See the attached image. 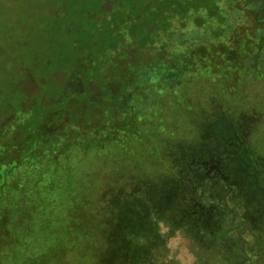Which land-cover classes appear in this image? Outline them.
Returning <instances> with one entry per match:
<instances>
[{
	"label": "rangeland",
	"instance_id": "obj_1",
	"mask_svg": "<svg viewBox=\"0 0 264 264\" xmlns=\"http://www.w3.org/2000/svg\"><path fill=\"white\" fill-rule=\"evenodd\" d=\"M96 5L0 0V132L34 118L24 147L9 151L16 164L0 165V216L13 234L0 229V264H264V97L229 99L243 123L212 98L201 120L182 104L178 130L175 112L132 140L116 142L103 123L77 140V81L95 74L109 45Z\"/></svg>",
	"mask_w": 264,
	"mask_h": 264
},
{
	"label": "trees",
	"instance_id": "obj_2",
	"mask_svg": "<svg viewBox=\"0 0 264 264\" xmlns=\"http://www.w3.org/2000/svg\"><path fill=\"white\" fill-rule=\"evenodd\" d=\"M109 2L111 8L106 10L104 5ZM68 6L64 1L59 11ZM93 8L106 23L109 45L107 52L96 58L95 74L77 81V122L72 125L77 127V140L97 123L114 127L110 130L116 142L121 136L130 140L133 133L155 130L157 122L166 121L175 112L169 121L178 130V117L182 111L187 112L182 104L194 108L187 113L201 120L212 114V98L223 105V117L231 115L233 123H243L248 119L240 115L235 118L232 112L238 107H230L229 99L241 91H246L253 101L259 99L258 93V97H264V0H97ZM50 12L55 15L57 11ZM99 71L108 77V82H104ZM53 82L54 88L60 87L56 78ZM58 97L63 96L54 95L51 103L57 102ZM253 107L250 119L260 122L262 112L256 108L262 106ZM41 109L42 105L36 110ZM62 111L55 113L65 120L67 113ZM225 112L231 113L226 116ZM37 115L35 111L34 117ZM33 119L22 121L21 125L27 127L16 137V146H11L14 140L8 133L16 131L15 126L0 132V150L5 153L0 165L16 164L8 158L9 151L19 145L24 147L22 143L30 136ZM156 135L162 137L164 133ZM87 143L89 149L100 148L96 142ZM30 150L25 151L24 157ZM132 151L133 155H140L135 149ZM21 165L17 166L22 168ZM6 185L2 182L4 190ZM1 216L0 229L6 228L13 235L8 225L12 223ZM7 243L15 244L9 240Z\"/></svg>",
	"mask_w": 264,
	"mask_h": 264
},
{
	"label": "flooded vegetation",
	"instance_id": "obj_3",
	"mask_svg": "<svg viewBox=\"0 0 264 264\" xmlns=\"http://www.w3.org/2000/svg\"><path fill=\"white\" fill-rule=\"evenodd\" d=\"M65 87V86H64ZM21 129L22 128H20V127H18V128H16V131H11V132H8L10 135H11V137H15L20 131H21ZM20 134V133H19ZM15 148V147H14ZM13 148H11V150H12ZM0 179H1V172H0ZM2 189V182H1V180H0V190Z\"/></svg>",
	"mask_w": 264,
	"mask_h": 264
}]
</instances>
